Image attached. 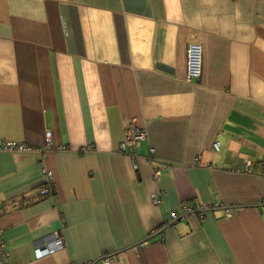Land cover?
<instances>
[{
    "label": "crops",
    "instance_id": "0c3cea01",
    "mask_svg": "<svg viewBox=\"0 0 264 264\" xmlns=\"http://www.w3.org/2000/svg\"><path fill=\"white\" fill-rule=\"evenodd\" d=\"M3 139L7 264H264V0H0Z\"/></svg>",
    "mask_w": 264,
    "mask_h": 264
},
{
    "label": "built area",
    "instance_id": "2783aa9c",
    "mask_svg": "<svg viewBox=\"0 0 264 264\" xmlns=\"http://www.w3.org/2000/svg\"><path fill=\"white\" fill-rule=\"evenodd\" d=\"M202 71V49L201 44L197 42H192L187 45L186 48V73L185 77L186 80H192L200 77ZM146 132L143 129L137 128L133 123L129 125L128 128V135L123 143H121V150L125 151V149L128 148V145L135 144L139 140L143 139ZM45 145L48 148L49 146H52V140H51V132L46 131L45 133ZM214 147L218 149L219 142H214ZM47 148L42 151L43 153L47 150ZM38 150L36 147H33L26 142L23 141H16L11 139H3L0 140V151H6V152H33ZM150 154L154 152L153 148L149 149ZM197 161V158H196ZM250 161L244 160L243 162V170L246 168H249ZM240 169L235 168L234 171H239ZM42 174L50 175L49 172H47L46 169H41ZM156 174H159V171H156ZM43 192H47L46 189L43 190ZM158 199L156 194H153L152 200L153 202H156ZM264 203V200L262 201ZM218 204H201L197 207H193L188 204H184L182 207V210L180 213L178 212H170L167 217L166 221L162 225L163 228L170 226L173 224L176 220L181 219L182 217H185L188 214H196L199 216H202L206 211L217 207ZM224 212L226 216H230V208L226 207L224 208ZM35 253L39 256L42 255H51L59 251L64 246V241L59 232H53L49 234L48 236H45L44 238H40L38 240H35L33 243ZM0 264H7V253L4 249L3 245V239H2V229L0 228ZM86 264H111L110 263V257L107 255L102 256L97 260L96 262H88Z\"/></svg>",
    "mask_w": 264,
    "mask_h": 264
}]
</instances>
